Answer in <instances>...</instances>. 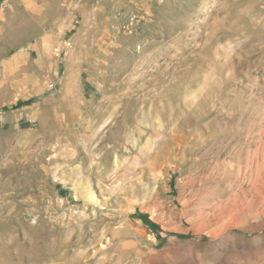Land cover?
Listing matches in <instances>:
<instances>
[{"label":"rangeland","instance_id":"1","mask_svg":"<svg viewBox=\"0 0 264 264\" xmlns=\"http://www.w3.org/2000/svg\"><path fill=\"white\" fill-rule=\"evenodd\" d=\"M0 264H264V0H0Z\"/></svg>","mask_w":264,"mask_h":264}]
</instances>
